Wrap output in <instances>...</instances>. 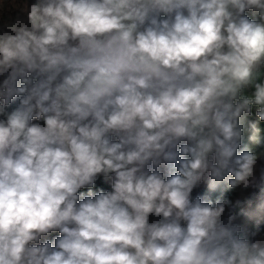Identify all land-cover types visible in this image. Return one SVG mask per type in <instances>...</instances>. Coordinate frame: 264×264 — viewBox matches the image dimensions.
<instances>
[{
  "label": "clouds",
  "instance_id": "clouds-1",
  "mask_svg": "<svg viewBox=\"0 0 264 264\" xmlns=\"http://www.w3.org/2000/svg\"><path fill=\"white\" fill-rule=\"evenodd\" d=\"M0 264H264V0H0Z\"/></svg>",
  "mask_w": 264,
  "mask_h": 264
}]
</instances>
